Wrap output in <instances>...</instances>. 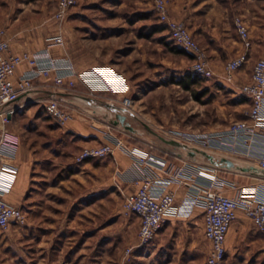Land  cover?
<instances>
[{
	"label": "rangeland",
	"instance_id": "374dc122",
	"mask_svg": "<svg viewBox=\"0 0 264 264\" xmlns=\"http://www.w3.org/2000/svg\"><path fill=\"white\" fill-rule=\"evenodd\" d=\"M168 1L171 5L175 0ZM187 1L188 3L199 2V0ZM201 1L209 8L208 10L213 4L216 5L214 6L216 9H227L229 11L227 14L231 18L235 14H242L251 25L256 24L255 27L263 30L264 0ZM0 4V29L6 32L7 38L9 41L11 38L13 44L19 45L26 37L32 39L44 36L45 43L47 42L48 47L52 49L55 47L54 39L61 37L63 46L55 48L62 51L63 49L71 50V52L68 50L69 54L71 53L70 55L78 62L73 64L77 71L81 72L93 67H109L126 80V92L117 94L93 92L81 83H76L73 88L60 87L65 92L75 90V94L79 96L68 100V103L61 101L63 106L69 111L76 110L79 118L90 116L92 123L103 129L104 134H102L107 139V143L111 142L110 139H117L124 144V148L116 149L113 153L127 154L126 147H133V143L142 137L156 142L171 138L179 140L180 143H186L181 137L221 131L218 129L247 120L245 113L250 107L248 99L244 96L237 98L236 104L242 106L236 107L233 111L221 110L220 105L231 104V101L224 92L216 97L213 94V91L219 88L212 86V83L217 75L223 74L224 63L217 68L211 63L216 76L211 79H201L202 82L191 88L189 92L177 86L176 81L183 74H191L193 58L178 56L174 53L167 54L162 47L158 50L156 46L154 55L153 53L151 55L153 59L151 63L154 65L149 67L138 65V57L131 52L132 43L136 42L137 38L145 40L150 38L149 40L153 42L162 37V41L168 42L167 49H170L172 44L168 31L158 22L153 11L152 0H77L76 6L70 9L62 24L56 23L53 18L54 11L57 10L56 0H0ZM188 27L191 30L190 26ZM145 40L142 42H146ZM258 42L250 51V57H256L263 51V37H260ZM21 53L23 52L17 54ZM198 94L201 95L196 101L195 95ZM125 98L131 100L129 108L123 107ZM244 103L246 105H243ZM42 105L38 104V107L30 112L27 108L19 110L15 115L17 129L23 133L29 145L37 149L35 150L38 151L36 158H40L42 162L38 161L41 164H38L39 170L46 171L49 181L70 180L74 186L73 193L78 197L84 194L82 175L86 171L83 164H77L75 160V164L72 160L62 162L59 159L56 160L50 152L42 155L39 150L41 145H44L52 152L60 137L59 134H50L46 129L48 119ZM188 147L193 150L191 146ZM197 148L202 151H211ZM71 174L75 176L71 178ZM111 174L108 172L103 177L107 179L106 191L93 189L89 200L86 199V204L81 200L82 202L77 204L80 207L76 205L75 209L69 208V210L65 206V202L70 203L72 197H66L64 194L62 196V193H60L61 196H56L50 192V188L43 190L41 201L46 202V205L50 207L46 212L56 215L58 211L52 210L51 207H57V202L61 200L62 202L58 204L61 209L58 212L59 216L65 219L70 216L75 219L69 229L73 233L66 231L65 240L61 241L62 253H108V264H116L120 253H126L128 249L137 245V216H128L123 213L121 206L127 194L123 197L116 187V179ZM220 176L228 182L233 180L240 186L253 184L252 180L243 176L239 168L234 171L222 170ZM95 182H100V179L98 177L93 179L92 184ZM97 185L96 183V188ZM63 208L64 212L67 210L65 213L62 211ZM83 223H86V231H90V239H87L85 248L80 247L83 240L81 232ZM72 237H74L73 240H70ZM191 238L195 246L189 250L184 231L181 229L176 231L174 237L161 235L158 239L155 238L151 245L134 248L130 253H160L157 254L159 261L155 259L154 264H162L161 261L166 264H171L169 262L201 264L208 255L206 242L194 235ZM168 253L171 254L170 259L167 256ZM127 262L128 260L125 264ZM224 264H233L230 253H226Z\"/></svg>",
	"mask_w": 264,
	"mask_h": 264
},
{
	"label": "crops",
	"instance_id": "0c3cea01",
	"mask_svg": "<svg viewBox=\"0 0 264 264\" xmlns=\"http://www.w3.org/2000/svg\"><path fill=\"white\" fill-rule=\"evenodd\" d=\"M214 6L216 5L213 4L212 8L208 10L209 8L201 0L191 3H188L187 0H175L170 5V13L174 19L182 20L186 23L187 27L190 26V32L199 45L206 51L210 63L215 68L238 57V54L242 52L241 43L233 26V19L236 16H241L247 23L253 47L260 37H263L264 46V4L263 30L255 27L256 24L251 25L246 16L242 14H235L231 18L227 14L229 12L227 9L220 10ZM43 37H34L35 39L26 37L25 40H21L19 45L13 44L9 37L11 41V53H32L47 49L48 43H45ZM149 39L137 38V41L132 43L131 52L138 57V65L148 67L149 65H154V63H151L153 60L151 59V55L152 53L154 55L156 46H158V50H161L162 47V50L167 51V54H172L170 49H167L168 45L166 41H162V37L153 40V42ZM143 40L146 42H142ZM63 50L53 47L51 49L52 56L59 58L60 56L61 58L67 57L74 65L78 63L76 58L71 56V53L69 54V51L71 52L70 49H67V51ZM262 53L264 55V47L263 51L257 54L256 57L249 58L250 61L236 73L233 82L230 84L222 79V75H217L212 86L219 89L213 91L214 96L216 97L221 92H224L231 101V104L225 103L222 106L220 105L221 110L228 109L233 111L241 105L236 104V99L243 96L240 93V88L250 82L253 66L262 57ZM27 70V65L20 66L12 78L13 83ZM78 97L75 94V90L65 92L60 86L58 87L53 83L52 77H49L37 81L33 92L22 95L15 103V106L18 107V111L27 108L30 112L32 109L38 107V104L44 105L45 101L49 99L54 98L63 103H68V100ZM243 105H246V103ZM70 110L68 111L71 119L63 127H58L52 119H49L45 115L48 119L46 120V129L50 134H59L60 137H58V142H56L52 152L49 151L50 148H45L44 145H41V149L39 150H41L42 155L50 152L56 160L59 159L62 162L72 160L74 163L75 156L82 149L101 146V144L107 143V139L103 137V129L92 123L90 116L85 115L86 118H79L80 116L76 110ZM229 126L218 130L226 129ZM175 140L170 138V140L162 139V141L156 142L155 140L142 137L133 143V147L146 149L158 159L166 161L172 169L183 168L196 176L216 177L226 183H234L237 188H254L264 198V174H260L257 170L255 160L245 157L230 159L217 151H202L197 147H192V150L188 147L190 145L187 143H180L179 140L175 142ZM151 147L153 148L151 149ZM35 150L37 149L32 145L30 146L23 133L17 129L15 116L8 126H0V200L19 208L25 215L24 225L12 223L9 229L5 231L0 230V264H108V253H62L61 241L65 240L66 231L71 232L69 229L75 222V219L70 216L67 219L59 216L58 212L61 209H59L58 204L61 200L57 202V207H51L52 210L58 211L56 215L46 212L50 207L46 205V202L41 201L43 200V190L50 188V192L56 196L62 193V196L64 194L66 197H72L70 203L65 202V206L68 209H75L79 202L84 201L83 203L86 204V199L89 200L93 189L106 191L105 188L108 186L106 183L107 179L103 177L108 172L112 173L111 175L116 179V187L123 197L127 194L125 199L135 194V181L137 179L151 176L158 181H163L168 176L157 167L137 165L128 154L115 152L108 156L107 159L87 160L82 163L86 171L82 175L84 194L77 197L73 193L72 188L74 186H72L70 180L57 181L53 179L49 181L46 171L43 169L39 170L38 164L42 162L40 158H36L38 151ZM224 159L232 161L233 166L229 167L223 162ZM236 168L242 171L245 178H248L250 181L252 180L253 184L240 186L237 182L233 180L228 182L220 176L222 170L234 171ZM74 176V174H71V178ZM97 177L100 179V182L92 184V180ZM96 183L98 184L97 188ZM64 188L66 189L64 190ZM168 190L175 193V203L172 209L165 214V218L168 220L161 231H159L160 233H158L156 239L161 235L174 237L176 231L182 229L187 239L188 250L195 246V242L191 238L194 235L206 242V253L208 254L210 244L204 237L202 209L195 207L188 217L187 215L179 214L178 209L186 200L190 191L186 187H178L175 184H170ZM224 193L229 197H233L235 190L227 186L224 188ZM77 206L80 207V205ZM83 207L86 208L85 205ZM62 211L65 213L67 210L64 212L63 208ZM136 218L137 238L140 218ZM251 223L240 213L227 234L225 249L226 253L232 255L233 264H264V235L258 233ZM82 225L83 240L80 247L85 248L87 239H90V231H86V223ZM73 238H70V240H73ZM157 254L159 255L160 253H131L126 264H154L155 259L159 261ZM170 255V253L167 254L169 259ZM123 256L124 253H120L117 256L116 264H123ZM160 260L163 259L160 258ZM161 263L166 264L164 261H161ZM169 263L172 264V262Z\"/></svg>",
	"mask_w": 264,
	"mask_h": 264
},
{
	"label": "built area",
	"instance_id": "2783aa9c",
	"mask_svg": "<svg viewBox=\"0 0 264 264\" xmlns=\"http://www.w3.org/2000/svg\"><path fill=\"white\" fill-rule=\"evenodd\" d=\"M153 11L158 22L168 31L173 44L188 54L192 59L191 74L202 79L216 76L206 51L195 40L186 23L174 19L170 13L168 0H152ZM77 0H58L57 10L53 18L62 24L70 9ZM234 30L242 46L238 57L228 61L223 70L222 79L232 83L236 73L242 69L250 58L253 48L249 27L241 16L233 19ZM53 46H63V39H54ZM27 65L28 70L20 75L15 83L12 78L17 69ZM52 77L56 86L73 88L81 83L90 90L117 94L126 92V80L109 67H93L89 70L77 71L67 57H53L51 47L35 52L11 53V44L6 32L0 29V126H8L17 114L15 103L22 95L30 93L37 81ZM240 93L250 101L247 120L235 122L221 131L181 137L191 147H201L222 153L230 159L239 157L256 161L257 170L264 174V55L253 66L249 83L240 88ZM125 98L123 107H130ZM46 115L58 127L65 126L71 119L68 109L58 99H49L44 103ZM106 134V133H105ZM107 136V134H106ZM111 135H109L110 137ZM101 146L82 149L75 157L77 164L87 160H95L112 155L114 150L124 148L117 139ZM260 146V147H259ZM126 153L137 165H150L163 170L168 176L158 181L151 176H144L135 181L136 191L122 204L126 215H136L140 219L137 234V245L124 253L123 264L128 260L134 248H142L153 243L159 231L168 219L165 214L175 203V193L168 190L170 184L186 187L190 194L178 209V213L188 215L195 207L201 208L204 217V237L210 244V251L201 264H224L226 257V237L233 223L241 213L252 222L253 228L264 235V198L254 188L243 189L229 185L218 178L196 176L183 168L172 169L168 163L158 159L146 150L138 147H126ZM230 186L235 195H225L224 188ZM12 223L24 225L25 215L19 209L0 200V230H7Z\"/></svg>",
	"mask_w": 264,
	"mask_h": 264
},
{
	"label": "trees",
	"instance_id": "16d2710c",
	"mask_svg": "<svg viewBox=\"0 0 264 264\" xmlns=\"http://www.w3.org/2000/svg\"><path fill=\"white\" fill-rule=\"evenodd\" d=\"M165 28V27H164ZM166 43L168 44V42L166 41ZM171 47H170V51L176 55H182L185 57H190L188 54H186L185 52H183L181 49H179L178 47H176L173 42L171 41ZM191 58V57H190ZM202 78L195 76V75H191V74H183V76L177 80V86H181L184 90L186 91H190L191 88L198 86L202 80ZM201 94L195 95V100L198 101L199 97ZM49 118V117H48ZM51 119V118H49Z\"/></svg>",
	"mask_w": 264,
	"mask_h": 264
},
{
	"label": "water",
	"instance_id": "95a60500",
	"mask_svg": "<svg viewBox=\"0 0 264 264\" xmlns=\"http://www.w3.org/2000/svg\"><path fill=\"white\" fill-rule=\"evenodd\" d=\"M223 162H225L229 167L233 166V162H231V161H228V160L224 159Z\"/></svg>",
	"mask_w": 264,
	"mask_h": 264
}]
</instances>
